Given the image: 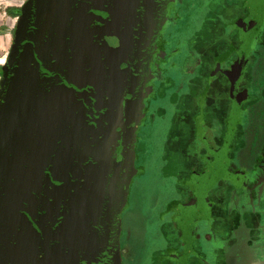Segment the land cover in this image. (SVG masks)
<instances>
[{"label":"water","instance_id":"1","mask_svg":"<svg viewBox=\"0 0 264 264\" xmlns=\"http://www.w3.org/2000/svg\"><path fill=\"white\" fill-rule=\"evenodd\" d=\"M166 8L24 5L0 82V264H123L133 118Z\"/></svg>","mask_w":264,"mask_h":264},{"label":"flooded vegetation","instance_id":"2","mask_svg":"<svg viewBox=\"0 0 264 264\" xmlns=\"http://www.w3.org/2000/svg\"><path fill=\"white\" fill-rule=\"evenodd\" d=\"M166 9L134 113L126 202L147 151L172 197L155 250L140 252L143 239L129 232L147 226L142 211L122 213L123 264H264V0H167ZM158 134L162 144L148 149Z\"/></svg>","mask_w":264,"mask_h":264},{"label":"crops","instance_id":"3","mask_svg":"<svg viewBox=\"0 0 264 264\" xmlns=\"http://www.w3.org/2000/svg\"><path fill=\"white\" fill-rule=\"evenodd\" d=\"M27 1L28 0H0V67L2 64H4L7 61L8 56L11 53V49L15 41L18 22H19L20 17L22 16V9L24 5L27 3ZM161 184L163 186V183ZM169 193L170 191L167 190L166 187H164L162 189V194L156 197L158 199H157V204L156 202L154 203V205H156L154 206V208L155 209L157 208L158 212L160 209L159 216L156 217V220L154 219V221L150 223V220L148 219V216L146 215L147 213L145 214L144 212H142L144 217H147V221H146L147 226L139 227L138 229L129 228L130 234L137 235V238L143 239L140 252L142 251V249L144 252V249L146 250L147 247H149V249L155 250L158 243L161 242V239H157L155 235L159 236L162 232L160 229V224L158 223L159 219L166 220L167 218L166 217L167 210L166 208H163V204L169 203V199L172 197V195L171 196L168 195ZM171 194H173L172 191H171ZM161 197H164V200L166 199L165 202L163 201L164 203L163 202L160 203ZM127 207H128V199L125 205V209L123 211V215L125 214V212L127 213L132 212L134 214L138 212V211H135L134 208L128 210ZM130 234H129V238H130ZM124 251H125V254L129 252L128 243H126L124 249L121 248L122 261L124 258L123 256ZM143 252H142V255H143ZM142 262H143V258L140 261L138 260L136 264H142ZM151 262L152 260H149L148 264H150Z\"/></svg>","mask_w":264,"mask_h":264},{"label":"rangeland","instance_id":"4","mask_svg":"<svg viewBox=\"0 0 264 264\" xmlns=\"http://www.w3.org/2000/svg\"><path fill=\"white\" fill-rule=\"evenodd\" d=\"M6 64V62L4 64L1 65L0 67V82L2 80V67ZM153 146H152V145ZM162 144V140H161V135H157L154 137L153 140L147 142V148L150 150H153V148H158L159 145ZM152 148V149H151ZM147 157L144 158V163L146 164L145 167L141 168L140 171L141 173L139 174V177L136 179L137 182H134V184L132 185V187H130L129 193H128V210L134 208L135 211H142L144 212L147 216L148 219L150 220V223H152L154 221V219L156 220V217L159 216L160 213V209L159 212L157 210V208L155 209L154 203L156 202L157 204V199L156 198L158 195L162 194V189L164 187H169L168 182H163V186L160 182V180L162 181V179L159 180V175L160 172H158L156 165L154 162H157L158 160L155 158V156L151 157V151H147ZM148 159V163L146 162V160ZM142 167V165L140 166ZM168 172V171H167ZM161 178V177H160ZM171 185V184H170ZM171 187V186H170ZM176 189V188H175ZM174 187L172 186V192L174 194ZM160 203H162L164 200V197L160 198ZM163 202V203H164ZM166 207V204H163V208ZM156 210V212H155ZM193 209H190V212ZM195 210V209H194ZM197 212H193V215H196ZM162 217V216H161ZM145 219H147V217H145ZM197 224V223H196ZM202 224L198 223V226H201ZM125 264H129L128 260L124 259ZM178 262V260H177ZM216 260L213 259L211 256L207 257V263L209 264H216ZM179 264H189V261L187 260H182Z\"/></svg>","mask_w":264,"mask_h":264}]
</instances>
